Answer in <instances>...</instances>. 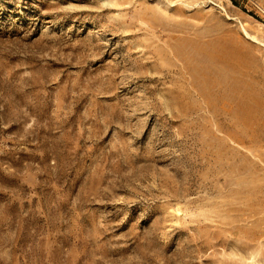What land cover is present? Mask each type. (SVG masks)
I'll use <instances>...</instances> for the list:
<instances>
[{
  "label": "rangeland",
  "instance_id": "rangeland-1",
  "mask_svg": "<svg viewBox=\"0 0 264 264\" xmlns=\"http://www.w3.org/2000/svg\"><path fill=\"white\" fill-rule=\"evenodd\" d=\"M0 264H264V0H0Z\"/></svg>",
  "mask_w": 264,
  "mask_h": 264
}]
</instances>
